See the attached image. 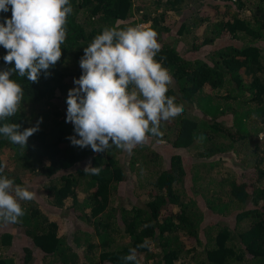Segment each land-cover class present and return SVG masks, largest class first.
Returning <instances> with one entry per match:
<instances>
[{
	"label": "trees",
	"instance_id": "1",
	"mask_svg": "<svg viewBox=\"0 0 264 264\" xmlns=\"http://www.w3.org/2000/svg\"><path fill=\"white\" fill-rule=\"evenodd\" d=\"M70 3L62 57L51 75L42 72L38 83L10 77L23 86L24 98L21 111L0 125L15 122L23 131L43 120L24 150L0 136V164L6 153L4 175L36 193L26 183L35 178L41 197L21 201V222L0 223V264H264V141H253L242 175L218 180L226 190L211 186L201 194L195 186L206 158L239 150L236 142L251 145L264 130V0ZM11 15V9L0 13V23ZM146 22L162 45L155 59L173 77L167 95L183 105V114L162 122V136L150 135L132 153L73 146L66 139L75 135L66 122V99L82 74L84 48L105 27ZM6 54L0 46V70L14 67L4 62ZM164 146L168 157L155 150ZM89 163L103 170L86 174ZM127 180L133 183L131 204L120 199ZM196 194L205 196L210 212L224 214L237 205L235 223L207 220ZM49 213L75 220L69 231L61 230ZM21 234L27 243L20 251L14 241ZM145 239L148 246L138 247ZM133 249L135 260L121 259Z\"/></svg>",
	"mask_w": 264,
	"mask_h": 264
},
{
	"label": "clouds",
	"instance_id": "2",
	"mask_svg": "<svg viewBox=\"0 0 264 264\" xmlns=\"http://www.w3.org/2000/svg\"><path fill=\"white\" fill-rule=\"evenodd\" d=\"M9 9L11 18L0 23V46L7 50L4 62H14V67L0 70V121L14 117L22 107L24 88L10 77L16 73L38 83L42 72L50 76L49 69L62 57L68 17L73 14L70 0H0V13ZM161 49L158 33L143 25L105 27L93 38L79 61L77 87L66 99V122L75 133L66 139L73 146L90 147L95 153L115 146L132 153L150 135L162 136V122L183 114V105L167 95L173 77L155 59ZM42 120L23 131L18 123H3L0 136L24 150ZM6 166L0 164V223L16 224L26 214L21 201H32L37 194L4 175ZM102 170L90 163L84 168L91 175ZM146 246L147 239L138 247ZM121 259L135 260V250Z\"/></svg>",
	"mask_w": 264,
	"mask_h": 264
},
{
	"label": "rangeland",
	"instance_id": "3",
	"mask_svg": "<svg viewBox=\"0 0 264 264\" xmlns=\"http://www.w3.org/2000/svg\"><path fill=\"white\" fill-rule=\"evenodd\" d=\"M192 6V5H191ZM148 22L146 23H140L138 25H147ZM188 35V36H187ZM190 37L189 34L184 35V38H188ZM227 124L230 123V118L225 120ZM150 138V137H149ZM223 141H227L229 140V138L225 137L224 139L221 138ZM256 139L257 142H262L264 141V130L258 132L257 138L253 137L252 141H251V145H241L240 143L236 142L235 145L239 144V150H233V149H229L227 151H223V152H219L211 157L206 158V163L201 167V177L199 179V181L197 182V184H195V186H198V188H200V192L202 194V192L204 191L205 188H215L218 192L219 190L223 191L227 189V186L225 187H220L218 185V180L221 178H228L230 176H232V174H234V177H239L240 175V170H244L247 169L246 167V161L249 160V152H250V146H253V141ZM155 150H157L158 152L164 153L167 155L170 153V149L166 146H164L163 148L160 147H155ZM149 150H147L148 153ZM2 159L4 161V164L9 165L8 164V158H7V154L3 153L2 155ZM193 159L195 161L201 162L203 164V158L199 155H195L193 156ZM244 160V161H243ZM208 161H211V163H208ZM10 166V165H9ZM26 183L27 184H31L32 186L36 187V191L40 192V183L35 179V178H26ZM201 183V185H200ZM132 180H127L124 184H122L121 189H120V193L123 194V197L121 196L120 199L122 200L123 198H126V204H131L133 203V195H130L132 190H133V185H132ZM208 186V187H207ZM36 192V194L40 196V194ZM81 196L82 193H79ZM197 197H199V208L203 210L204 212V216L207 218V220H218L221 222H228L229 224L233 225L235 223V213L238 210L237 205H233L231 207V209L224 214H220V213H215V212H210L207 209V204L205 203V196H202V198L200 197L199 194H196ZM47 212V211H46ZM47 215V214H46ZM49 217L51 218H55L57 220V222L59 223V227L61 230H68L69 231V224L73 223L75 218L73 219V215L71 213L70 218H72L73 220L71 221H67L66 219H64V217H60V214L57 215V213H49L48 214ZM69 222V223H68ZM21 240L19 242L14 241V245L17 247V249H19L21 251V244L23 243H27V238L21 234L20 235Z\"/></svg>",
	"mask_w": 264,
	"mask_h": 264
}]
</instances>
